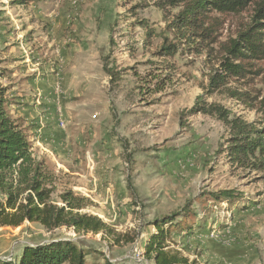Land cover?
<instances>
[{
  "label": "rangeland",
  "instance_id": "374dc122",
  "mask_svg": "<svg viewBox=\"0 0 264 264\" xmlns=\"http://www.w3.org/2000/svg\"><path fill=\"white\" fill-rule=\"evenodd\" d=\"M176 12L155 0H0L2 83L10 78V57L20 55L38 85L47 86L49 102L42 104L57 108L42 109L53 115L46 132L54 142L37 130L38 124L47 126L44 117L23 116L34 154L54 175L53 198L66 189L90 198L93 205L85 211L110 224L120 239L67 227L49 231L25 220L0 226L1 259H17L25 245L70 239L87 252L86 264H105L106 258L155 264L144 255L156 232L152 221L190 200L192 212L184 221L192 230L175 235L171 249L196 264H264V173L228 162L223 151L229 131L215 117L180 119L208 83L206 54L184 51L168 58L173 66L166 86L155 90L150 73L157 69L149 61H163L153 53L165 37L176 40L168 31ZM210 15L218 19L219 41H225L252 22L254 4L239 14ZM140 21L154 29L151 40ZM105 65L118 72L117 80ZM228 86L250 97L237 102L226 87L208 100L248 121L259 119L252 109H264V60L248 83ZM13 106L9 98L14 115ZM223 190L238 196L214 199L212 193Z\"/></svg>",
  "mask_w": 264,
  "mask_h": 264
},
{
  "label": "trees",
  "instance_id": "16d2710c",
  "mask_svg": "<svg viewBox=\"0 0 264 264\" xmlns=\"http://www.w3.org/2000/svg\"><path fill=\"white\" fill-rule=\"evenodd\" d=\"M163 10L176 8L173 19L168 22V31L175 41L163 42L154 55L163 61L151 60L156 67L152 74L156 91L165 88L168 71L173 65L168 58L184 51L205 53L204 73L208 78L202 94L198 95L190 109L180 112V119L194 114L210 115L221 121L229 131L224 151L228 162L237 169L264 173V109L256 110L259 119L248 121L221 103L209 101L215 92L224 90L237 102H246L250 97L242 89L228 85L233 82L243 86L256 74L257 62L264 60V0H155ZM254 4L252 22L244 26L235 37L219 41L218 19L212 20L211 13L239 14ZM171 18V16H169ZM145 28L146 40L155 35L146 21H140ZM217 44V47L214 46ZM166 65H160L164 63ZM104 70L112 80L118 72ZM163 70L165 74L163 75ZM0 71V226H18L25 220L38 222L52 231L67 227L86 233L104 236L112 235L119 242L115 230L101 217L85 209L93 201L72 189H66L53 198L56 188L54 175L45 161L34 154L30 135L21 117H15L8 109L7 87L2 83ZM163 77V78H161ZM161 84V85H160ZM214 199L233 201L238 195L233 190L212 193ZM191 201L178 211L157 217L152 221L156 232L150 235L144 247V255L155 264H196L190 262L180 251L171 249L169 241L175 235L192 230L185 219L191 214ZM87 252L70 239H55L45 243L25 245L17 259H1L0 264H86ZM105 264L113 263L106 258Z\"/></svg>",
  "mask_w": 264,
  "mask_h": 264
},
{
  "label": "crops",
  "instance_id": "0c3cea01",
  "mask_svg": "<svg viewBox=\"0 0 264 264\" xmlns=\"http://www.w3.org/2000/svg\"><path fill=\"white\" fill-rule=\"evenodd\" d=\"M20 56V55H19ZM18 55H13L10 57L9 60V74L10 78L5 83L3 82L4 86L7 87V98H12L14 100V104L16 106H13L15 110L14 116L15 117H22L25 116L27 119L30 118H36L37 116H40V119L42 117L45 118L47 126L44 124L39 125L38 124V131L45 133L49 136L50 141L54 142V140H58L56 138H51L50 133L46 132V130H52L51 125H49L51 122H48V120L53 118V115H49V112L42 114V109H57L54 103L49 104L48 106H44L43 103H48L47 101V94L45 93L46 85H38V79H33V73H29L27 70L28 64L24 57H19ZM19 57V61L12 62L15 58ZM22 59V61H21ZM20 62H25V64H21ZM9 76V75H7ZM7 78V77H6ZM5 78V79H6ZM56 100H58V97H56ZM55 100V101H56ZM34 104V105H33ZM33 113V114H32ZM49 120V121H50ZM41 122V121H40ZM42 123V122H41ZM54 135V134H53Z\"/></svg>",
  "mask_w": 264,
  "mask_h": 264
},
{
  "label": "built area",
  "instance_id": "2783aa9c",
  "mask_svg": "<svg viewBox=\"0 0 264 264\" xmlns=\"http://www.w3.org/2000/svg\"><path fill=\"white\" fill-rule=\"evenodd\" d=\"M146 264H148V263H146Z\"/></svg>",
  "mask_w": 264,
  "mask_h": 264
}]
</instances>
